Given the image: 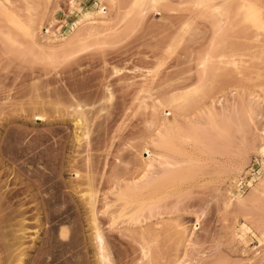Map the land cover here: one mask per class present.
Segmentation results:
<instances>
[{"label":"rangeland","instance_id":"obj_1","mask_svg":"<svg viewBox=\"0 0 264 264\" xmlns=\"http://www.w3.org/2000/svg\"><path fill=\"white\" fill-rule=\"evenodd\" d=\"M137 1L119 0L115 9L116 2L110 6L107 0H0V21L5 25V43L0 41V67L5 68L0 71L5 76L0 77V138L7 134L10 144L0 147L1 157L12 154L10 158L17 157L20 164L25 161L15 154L25 153L27 143L13 145L16 134L23 131L18 137L22 136V143L25 138L27 142L36 138L49 140L52 149L59 147L56 140L68 146L67 162L62 152L63 159H57L58 148L53 151L58 156L54 159L62 160L57 164L63 171L51 173L55 180L47 167L38 164L37 172L44 169L48 175L40 195L28 185L27 189V183L19 181L22 176L15 178L12 170L8 177H0V195L12 192L5 198L11 202L1 203L0 211L10 214L8 221L14 217L6 226L7 218L1 222L6 216L0 213V236L10 231V238L12 230L24 225L26 237L21 240L23 247H31L26 248L30 257H25L30 264L45 237L54 231L60 236L68 227L71 252L70 244L65 246L54 232L57 242H63L60 247L59 242L51 246L45 264H61L62 258L57 263L48 261L65 248L69 263L98 264L92 224L95 212L113 264H264V190L255 192L264 180V155L259 152L264 144V27L246 21L242 0H231L229 13L222 15L213 6L225 0H157L154 5L141 0L138 10ZM91 4L97 5L96 13L100 5L110 6L112 18L98 16L95 21L107 19V25L99 26V21L96 28L93 22L91 33L81 26L80 32L76 19L91 10ZM15 21L24 27L17 28ZM27 26L33 28L38 45L25 30ZM74 31L78 35L71 36ZM222 53L227 59L243 60L242 65L237 69L220 65L222 70L217 71ZM206 59L213 62L205 68L201 63ZM196 86L199 96L184 110H177L176 116L170 106L157 105L172 93ZM78 103H83V123H89L90 130L83 125L75 128ZM40 110L44 120L33 117ZM166 121L181 128L180 136L165 137ZM5 124L13 128L7 130ZM27 129L31 131L28 136ZM84 129L91 133L89 139L84 138L89 143L75 140V134ZM12 145L13 150H7ZM165 157L174 166L167 165ZM186 172L190 175L185 180L153 187L170 174ZM89 175L94 176L92 182ZM20 182L24 187L17 185ZM88 182L97 188L94 211L83 197ZM122 193L134 195L135 201L128 204ZM240 194L244 199L240 200ZM41 199L48 205L46 212L49 206L52 209L46 216ZM38 226L43 227L35 240ZM4 238L0 239L3 244H12ZM55 245L60 249L55 250ZM3 246L0 264L17 263L15 248L6 246L11 254Z\"/></svg>","mask_w":264,"mask_h":264},{"label":"bare ground","instance_id":"obj_2","mask_svg":"<svg viewBox=\"0 0 264 264\" xmlns=\"http://www.w3.org/2000/svg\"><path fill=\"white\" fill-rule=\"evenodd\" d=\"M48 2H49V0H47ZM146 1V0H145ZM153 3V5L154 4H156L157 3V0H151ZM203 1L205 2V1H207V0H202V3H203ZM241 1V0H240ZM107 2H108V4H110V6H112V2L113 3H115V4H113V6H115L114 8L116 9V7L118 6V2H119V0H107ZM200 2H201V0H200ZM242 3H240V6H242V9L244 10V12H245V18L247 19L246 21L248 22V21H250L249 23H253V25H255V24H257V25H259L260 27H264V1H262V0H242L241 1ZM135 3H136V0H135ZM140 3H143V1H141V0H138L137 1V4L135 5V7H136V9L138 10V9H140V7L143 5V4H141L140 5ZM199 3V2H198ZM231 0H225V1H223L222 3H219V4H214V9L216 10V12L219 14V15H222L223 13H226V14H228L229 13V9H230V5H231ZM242 4V5H241ZM93 7H92V9L91 10H89V11H87L86 13H83V15L80 17V18H77L76 19V30L78 29V31H80V26H81V28L83 27H85L86 29L88 28V32H90L91 31V29H92V24L91 23H93V22H96V24H94V25H96L97 27L96 28H98L99 26H102V25H107L106 23L108 22V20L110 19V18H112L111 16H110V12L111 11H114V10H111V11H109L110 9H108V7H110V6H104V5H100V7H99V12L98 13H96V11H95V7L97 6L96 4L94 5V4H91ZM98 5H99V3H98ZM140 5V7L138 8V6ZM112 9V8H111ZM113 13V12H112ZM101 17V18H108L109 16V18H108V20L107 19H105V24L103 23V22H101V20L99 19V21L101 22V24L100 23H98L99 21H95L96 19H97V17ZM103 20V19H102ZM106 20H107V22H106ZM111 20V19H110ZM89 23L90 22V24H87V23ZM100 24L99 26H98V24ZM103 23V24H102ZM251 23V24H252ZM0 24H1V26H0V41H4V43H5V25L4 26H2V23H1V21H0ZM15 24H16V26H17V28H23L24 26H21L22 24L21 23H18V21L16 22L15 21ZM85 25V26H84ZM86 25H87V27H86ZM91 26V29H89L90 28V26ZM26 26V25H25ZM95 27V26H94ZM27 28L28 29H25L27 32L29 31V35L31 36V38H34V33H33V28L32 27H28L27 26ZM32 28V29H31ZM95 28V29H96ZM29 29H31V30H29ZM24 30V31H25ZM81 30H84V29H81ZM220 30H221V27H220ZM77 31V32H78ZM92 31H94V30H92ZM76 31H74V32H72V34H71V36H75V35H78V34H73V33H75ZM80 32H82V31H80ZM31 33V34H30ZM79 33V32H78ZM91 33V32H90ZM69 36V35H68ZM68 37V39L70 40V38H72V37ZM48 39V38H47ZM67 39V40H68ZM49 40H50V38H49ZM62 40V39H61ZM64 40H66V38L64 39ZM66 40V41H67ZM2 41V42H3ZM51 41H53L52 40V38H51ZM55 42H58L59 40H54ZM66 41H64V42H66ZM32 42L36 45L37 44V40L34 38L33 40H32ZM61 42V41H60ZM38 45V44H37ZM42 44H40L39 43V46H41ZM204 61V63L202 62L201 64L203 65L204 64V66L206 65L207 66V64H208V62H213V60L211 59V61L210 60H203ZM242 63H243V60H240ZM240 61H237L235 58H228L227 59V57H226V55L224 54V53H222V54H220V56H219V58H218V62L219 63H217V65H219V66H215V68H218L217 69V71H221L222 70V67H225V66H222V65H227V67H228V65L229 66H235V68L237 69V67H238V65L239 64H241L242 65V63L240 62ZM201 65V66H202ZM222 67H221V66ZM241 65H239V66H241ZM206 66H205V68H206ZM2 67V66H1ZM0 67V71L2 70L3 71V69H5L4 68V66L1 68ZM203 67V66H202ZM219 67H220V70H219ZM204 68V69H205ZM239 70H240V68H239ZM2 71H1V73H2ZM5 71V70H4ZM3 73H5V72H3ZM5 75V74H4ZM1 76H3L2 74L0 75V77ZM2 78H5V76H3ZM195 87V86H194ZM194 87H192V89L191 88H188L187 90H183V91H181V92H179V93H172V95H169L168 96V99H164L165 100V102L164 101H161V100H159L160 102H159V104H157V105H159L160 107H162V106H170L175 112H174V116H176V112H177V110H184L187 106H189V105H191V102H194V100L196 99V97H197V93L200 91V88L198 87V86H196V88H194ZM263 91H264V86H263ZM111 92V91H110ZM200 93V92H199ZM112 96H109L111 99H109V101L110 100H112L113 99V94H111ZM199 96V95H198ZM194 97H195V99H194ZM194 99V100H193ZM163 100V99H162ZM158 103V102H157ZM79 104V103H78ZM83 104V103H82ZM82 104H79V105H76L75 107H76V113H79L80 112V115H81V117H79L78 116V118H76V119H74L73 121H74V125H75V128L77 127L78 129H82L83 127L84 128H88V130H90L91 129V126H89L90 124L88 123V125L85 123H83L84 121L83 120H85L84 118H85V116H83L84 114H86L85 112H84V110H83V105ZM83 106V107H82ZM158 106V107H159ZM85 107H87V106H85ZM43 110H40V112H38L37 111V113L36 112H34L33 114V117L36 119V120H44L46 117H45V113H44V111L42 112ZM85 111H86V109H85ZM44 113V114H43ZM84 118H83V117ZM86 121H87V119H86ZM13 122V121H12ZM11 122V123H12ZM165 123H168L167 121L165 122ZM164 123V124H165ZM163 124V125H164ZM174 124V125H173ZM172 125H170V123H168V125H166V129H167V131H166V136L164 135V133H165V128H164V133H163V137L165 136L166 138H175V137H177V136H180V132H181V128L179 127V128H177V126L175 125V122L173 123ZM176 124H177V122H176ZM82 125H83V127H82ZM84 125H87V126H89V127H85ZM178 125V124H177ZM5 126H6V124H5ZM10 126L11 125H9L8 127L10 128ZM7 127V126H6ZM6 128L7 130H11V129H9V128ZM12 127V126H11ZM24 127V126H23ZM27 127V126H26ZM26 127H24V129L26 128ZM82 127V128H81ZM165 127V126H164ZM13 128V127H12ZM17 128H19V127H16V132H18V131H20V129L21 128H19V130L17 129ZM76 128V129H77ZM14 129H15V126H14ZM6 130V131H7ZM22 130V129H21ZM87 130V131H88ZM29 130L27 129V130H25V134L27 135L29 132H31V131H29ZM85 131H86V129H84V131H83V133H80V134H75V140L76 141H78V142H82V141H88V139L90 138V134H89V131H88V133H87V131H86V133H85ZM12 132V131H11ZM16 132H14V133H16ZM21 132V131H20ZM91 132V131H90ZM7 133V132H6ZM9 133V135L11 134L10 133V131L8 132ZM22 133H24V131L22 132ZM21 133V134H22ZM20 134V135H21ZM83 134V135H82ZM5 135H7V134H3V136H4V138H0L1 139V145H0V147H5V146H7L8 147V145H10V144H8V140H7V142H6V140L5 139H7V138H5V137H7V136H5ZM9 135H8V137H9ZM12 135H13V133H12ZM20 135L19 136H17V134H16V137H17V139H15V141L13 140V145H15L16 147L17 146H21V144H22V146L21 147H23V144H25V142L27 143L26 145H24V148H26L25 146H27V149H26V151H25V149L23 148V151H25V153H23L22 155H18V154H15V155H17V156H21V157H23L24 159H25V161L23 162V163H21L20 164V162L18 161V159H17V157H15V158H12L13 156H12V154L10 155V156H12L11 158H10V156L9 157H7V159H5V158H2L1 157V152H3L4 153V151L2 150V151H0V157H1V159H0V177H2V175H6L7 176V173L9 172V173H11L12 174V172H15L14 174H16V175H14V177L15 178H17V177H19V176H22L21 178L19 177V181H21L22 183L25 181L27 184H25V187H27V189H30V188H28V186H30L32 189H34V190H36L37 191V193L36 194H38V195H40V192H42V190H43V188L45 187V185H47V183H48V175H47V173H46V171H45V173H43V171H44V169L47 167L50 171H47V172H50L49 173V175L51 176V173H53V175L52 176H55L56 174H54V171H55V173L58 171H60L61 169V165H60V167H59V165L57 164L58 162H60V161H58L57 162V160H56V158L58 157L57 156V153H56V151L59 153L58 155H59V157H60V153L62 152V155H64V157L61 155V157L60 158H57L58 160L59 159H63L64 158V160L66 161V160H68V155H67V153H68V146H67V143H66V141H65V143H64V141L63 142H61L62 140H56V144H58V146L60 147H53L54 149L56 148L57 150L55 151V152H53L54 151V149H52V148H50V146L49 145H52V143L50 142H46V141H49V140H45V141H43V140H41V141H38L36 138H34V139H29L28 140V142L27 141H25V139H24V143H22V136H21V139L20 138H18V137H20ZM25 135V136H26ZM29 135V134H28ZM27 135V136H28ZM31 135V134H30ZM38 135V134H37ZM2 136V137H3ZM24 136V135H23ZM26 136V137H27ZM42 136V135H41ZM44 136V135H43ZM13 137V136H12ZM44 137H46V136H44ZM88 137V139H85L84 140V138H87ZM162 137V138H163ZM164 137V138H165ZM11 138V137H10ZM39 138V137H38ZM41 138V137H40ZM39 138V139H40ZM13 139V138H12ZM27 140V139H26ZM37 140V141H36ZM10 142V141H9ZM168 143L169 144V140H166V141H164V143ZM55 142H53V144H54ZM88 143H89V141H88ZM45 144H48V145H46L47 147L46 148H44V146H45ZM13 145L9 148V149H7V150H13L12 149V147H13ZM31 145L33 146H35L36 145V147L35 148H32L31 147ZM38 145H44V146H42V148H41V150H39V149H37V147H38ZM33 146V147H34ZM53 146V145H52ZM54 146H55V144H54ZM57 146V145H56ZM20 147V148H21ZM32 148V151L30 150V149ZM1 149V148H0ZM17 149V148H16ZM16 149H14V150H16ZM33 149H37V151L36 152H33ZM52 151H51V150ZM6 150V149H5ZM10 150V151H11ZM19 150V149H18ZM17 150V151H18ZM60 152H59V151ZM10 151H8V153L10 152ZM50 151L52 152V153H50ZM15 152V151H14ZM20 152V151H19ZM21 152H22V150H21ZM259 152L261 153V154H263L264 155V144H262V146L259 148ZM56 154V155H52V154ZM13 154V155H14ZM6 155H7V153H6ZM4 156V155H3ZM50 156H52L51 158H53V160L51 159V158H49ZM53 156H55L56 158L54 159V157ZM63 157V158H62ZM18 161V164H16V161ZM21 159V158H20ZM19 159V160H20ZM23 159V160H24ZM161 159V158H160ZM159 159V160H160ZM165 159V161H166V163H167V165H169V166H174V163H171L170 161H168L167 159H166V157L164 158ZM22 160V159H21ZM20 160V161H21ZM22 160V161H23ZM162 160V159H161ZM21 161V162H22ZM71 161V163L70 162H68V163H70V165H71V167H72V160H70ZM165 161H163V163H162V161H160L162 164H166L165 163ZM52 162H54V163H56L55 165H57L58 167L57 168H59L58 170H55L56 169V167H54L53 165H54V163H52ZM67 162V161H66ZM42 163V166L41 167H45L43 170H39L40 171V173L39 172H37L38 170H37V167L39 166L38 164H41ZM44 163H46L47 164V166H43V164ZM60 163H62V160H61V162ZM29 164H32L33 165V168L31 167V168H29L30 167V165ZM22 165H23V167H22ZM29 165V166H28ZM31 165V166H32ZM39 166V167H40ZM150 166H153V164L152 165H150ZM53 167H54V169H53ZM70 167V166H69ZM72 168H74V166L72 167ZM72 168H71V170H72ZM68 169V168H67ZM12 170V172H10ZM47 170V169H46ZM80 171V170H79ZM79 171H76L75 170V173L79 176H82L80 173H79ZM63 171L61 170V172H59V175L62 173ZM9 173H8V175H9ZM66 173V172H65ZM58 174H57V176H59ZM189 172H188V175H187V172L186 173H180V174H170L168 177H166L165 179H162V180H164V181H159V183L158 184H161V185H155L154 184V186L153 187H159V186H161V188L163 187V185H162V183L161 182H164V183H176V182H178V181H182L183 179L185 180L186 179V177L188 176L189 177ZM4 176H3V178H4ZM49 176V177H50ZM52 176H51V179H52ZM8 177V176H7ZM6 177V178H7ZM11 177V176H10ZM88 177H90L91 179L89 180V181H91L92 182V177H94V176H88ZM187 177V178H188ZM94 179V178H93ZM264 179V178H263ZM1 180H2V178H1ZM17 180V179H16ZM52 180H55V177H53V179ZM262 180V179H261ZM260 180V184L258 183V185H256L255 187V192H263V190H264V180L263 181H261ZM8 181V179L6 180L5 179V184H4V186H5V188H8V187H6V182ZM15 181V180H14ZM14 181H13V183H14ZM18 181V180H17ZM19 181L17 182V183H19ZM157 181V182H158ZM2 182V181H1ZM20 182V183H21ZM50 182V181H49ZM65 181H63V183H64ZM155 183H157L156 181H154ZM153 182V183H154ZM9 183V182H8ZM22 183H21V185L20 184H17V185H19V186H23L22 185ZM89 184H88V188L86 189L87 191L86 192H84V194H83V197H86L87 198V202H88V205L90 206V208H91V211H94L95 210V206H96V202H97V197H98V194H97V191H96V186H95V184H94V187H93V184H91L90 182H88ZM163 183V184H164ZM15 184V183H14ZM57 184H59V183H57ZM62 184V183H61ZM60 184V185H61ZM0 185H1V183H0ZM16 185V184H15ZM28 185V186H27ZM66 184H64V186H63V188L66 190V186H65ZM165 185V184H164ZM24 187V186H23ZM60 187V186H59ZM62 187V186H61ZM19 188V187H18ZM46 188H47V186H46ZM68 188V187H67ZM70 188V187H69ZM160 187H159V189H161ZM17 189V188H16ZM26 189V188H25ZM153 189V188H152ZM158 189V190H159ZM7 189H5V191H6ZM157 190V191H158ZM11 191V190H10ZM14 191H15V194L17 193L16 192V190L14 189ZM18 191H20V189L18 190ZM30 191V190H29ZM154 191H156V189H153V192ZM7 192H9V191H7ZM7 192H4L5 194H7ZM67 192V191H66ZM65 192V193H66ZM3 193V194H4ZM68 193V192H67ZM67 193H66V198L68 197V195H67ZM8 194H10V192L8 193ZM5 195V196H3V195H0V204L1 203H3V204H5L6 202H5V198H6V196H7V198H8V196L9 195ZM11 194H12V192H11ZM10 194V195H11ZM70 194V193H69ZM151 194H153L152 193V191H151ZM19 195V193H17V196ZM64 195V194H63ZM1 196H3V197H1ZM12 196V195H11ZM13 196H14V194H13ZM34 196H35V194H34ZM33 196V198L35 199L36 198V196L34 197ZM131 195H129V196H127V194H121V197L124 199V200H126V202H128V204L129 203H131V202H133V201H135V198H133L134 197V195H133V197L131 196ZM10 197V196H9ZM37 197H39V196H37ZM6 198V199H7ZM17 198V197H16ZM43 198H45V197H43ZM46 198H48V197H46ZM239 198H240V200L241 199H244L243 197H242V195L240 194L239 195ZM11 199V198H10ZM13 199V198H12ZM49 199H50V202H52L51 201V198L49 197ZM9 200V199H8ZM36 200V199H35ZM43 199H41L40 200V202L42 201ZM44 200H46V199H44ZM48 200V199H47ZM34 201V200H33ZM65 202H67V204L69 203V201H68V199H67V201H66V199L64 200ZM5 202V203H4ZM10 202H11V200H10ZM10 202H8V203H10ZM45 205H46V203L44 202V201H42ZM49 202V201H48ZM8 203H6V204H8ZM37 204H38V201H37ZM36 204V205H37ZM41 204V203H40ZM48 204V203H47ZM67 204H66V206H67ZM43 205V204H42ZM5 206V205H4ZM48 205H46L45 207H42V209L44 208V210H45V208L47 207ZM68 206L70 207V205L68 204ZM0 207H3V205L2 206H0ZM6 207V206H5ZM68 207V208H69ZM67 208V207H66ZM65 208V209H66ZM41 209V210H42ZM49 209H50V211L52 210L51 209V207L49 206ZM49 209H47V212H48V210ZM40 210V211H41ZM43 210V211H44ZM65 212H66V210H64ZM45 213V216H46V210L44 211ZM55 212V211H54ZM53 212V213H54ZM68 212H69V209H68ZM0 213H2V215H1V217L4 215V216H6L5 214H3V211H0ZM38 213H40V212H38ZM43 213V212H42ZM51 213V212H50ZM53 213H51L52 215H53ZM48 214H49V212H48ZM47 214V215H48ZM65 214V213H64ZM93 214V221H92V224L93 225H95L94 226V230H93V237H94V240L93 241H95V245H96V256L98 255V257H96V260H97V262L99 261V263L98 264H113V262H112V257H111V254H110V252H108V248H107V244H106V238H105V235H104V233L102 232V230H101V227L99 226V224L97 225V216H96V214H95V212L94 213H92ZM10 214H8V217H11V216H9ZM18 214H16L15 213V216H17ZM39 215V214H38ZM66 215V214H65ZM67 215H69V213H67ZM49 216V215H48ZM48 216H47V218L46 219H48ZM57 217L56 216V214L55 215H53V217ZM8 217L6 216V217H3L2 219H1V222H3L4 220L3 219H6L7 218V221H5V223H6V226L7 225H9V224H7V223H10L9 221H13L14 220V217L13 218H11V219H13V220H9L8 221ZM39 217V216H38ZM50 217V216H49ZM16 218V217H15ZM66 218H68L67 216H66ZM50 220H52L51 219V217L49 218ZM49 219L47 220V221H49ZM65 219V218H64ZM39 220V219H38ZM53 221H54V219H53ZM61 221V220H60ZM64 221V220H63ZM23 222V221H22ZM52 222V221H51ZM66 222V221H65ZM19 223V222H18ZM49 223V222H48ZM53 223V222H52ZM56 223V222H55ZM55 223H53L54 225H55ZM63 223V222H62ZM15 224V223H14ZM20 225H22L23 223H19ZM42 224V223H41ZM50 224V223H49ZM59 224V223H58ZM10 225H12V223L10 224ZM18 225V224H17ZM40 225V224H39ZM53 225V226H54ZM59 225H62L61 223L59 224ZM64 225V224H63ZM24 225H22L20 228H19V230H12V232H11V234L13 235V232H22L21 233V235L20 234H17V235H15V233H14V237L12 236V235H10V238H9V234H10V231H8L9 233L8 234H6L7 233V231H6V233H3V235L1 234V236H0V239H3V237H5L4 238V240L5 239H7V237L10 239V241L12 240V244H11V242H10V244L9 245H5V244H3V242H2V240H0V245L1 246H3V245H5V246H3V247H5L6 248V250H9V248H7V247H9L10 245H11V247L13 248H15V250H14V248L12 249V250H14L13 252L15 253L14 255H16L14 258H13V260H14V262H16L15 261V259L17 260V263H15V264H26V262H25V257H27V256H29V250H30V248L29 247H26V248H29V250L28 249H26L25 247H23L24 246V242H23V240H21V238L22 239H24L26 236H25V233H26V231H25V228H22ZM19 227V226H18ZM43 227V226H42ZM42 227H39L38 226V230H36L37 231V233H36V236L34 235V238H35V240L38 238L37 236H38V233H39V229H41ZM48 226H46V228L44 229V230H48L49 228H47ZM49 227H50V225H49ZM56 227H57V223H56ZM63 227V226H62ZM67 227V226H66ZM245 227V226H244ZM51 228V227H50ZM54 228V227H53ZM54 229H56V228H54ZM53 229V230H54ZM57 229H59V227L57 228ZM46 230V231H47ZM185 230V229H184ZM51 231V229L49 230V234L51 233L50 232ZM59 231H60V229H59ZM58 231V232H59ZM45 232V231H44ZM54 232H56V231H54ZM53 232V233H54ZM67 232H68V227L67 228H65V229H63L62 231H61V233H60V236H58L59 234L56 232V236H58V237H62L63 238V241L65 242V246L66 245H68V244H70L71 243V241L69 240V238H68V235H67ZM47 232L45 233V234H47V235H49ZM53 233H51L48 237H45L44 238V240L43 241H41V243H40V246L38 247V249H36L37 250V252H36V254L37 255H34L33 257H35L34 259H35V264H45V257H46V255H47V253H48V251L50 250V248H51V246L53 245L54 246V244H58V242H59V239H58V242H57V238L55 239L54 238V235H55V233L53 234ZM8 235L7 237H6V235ZM5 235V236H4ZM21 236V237H19V236ZM47 235H44V236H47ZM3 236V237H2ZM11 236L13 237V238H11ZM16 236H18V237H16ZM30 236H32L33 237V235H30ZM29 236V237H30ZM2 237V238H1ZM24 237V238H23ZM40 237V236H39ZM92 237V238H93ZM33 238V239H34ZM40 239L42 240V238L40 237ZM55 239V240H54ZM8 240V239H7ZM62 240V239H61ZM60 240V242H63V241H61ZM69 240V241H68ZM14 241V242H13ZM55 241V242H54ZM22 242V243H21ZM52 242H54V243H52ZM59 242V243H60ZM70 242V243H69ZM6 243V242H5ZM9 243V241L7 242V244ZM35 243V242H34ZM3 244V245H2ZM22 244H23V246H22ZM55 245V246H56ZM59 245V247L61 246V243L60 244H58ZM7 246V247H6ZM33 246V245H32ZM52 246V247H53ZM62 246H64L63 244H62ZM65 246L63 247V248H65ZM69 246H71V244L70 245H68L67 246V248H68V250L70 249L69 248ZM3 247H1L3 250H4V248ZM57 247V246H56ZM59 247H57L55 250H58V248ZM33 248V247H32ZM55 248V247H54ZM62 248V247H61ZM62 248V249H63ZM60 249V248H59ZM16 250H18L19 252H17L16 253ZM51 250H53V248H51ZM10 251V250H9ZM9 251H5V253H7V252H9ZM32 251V250H31ZM11 252V254H13V252L12 251H10ZM53 252V251H52ZM58 252H59V256H51L52 258H51V262L50 261H48V260H46V263H53V262H56L58 259H63L65 262H68L69 263V261H67V259H69V257L67 258V257H65V258H67V259H65L64 258V255H67L66 254V252H67V250H66V248H65V250L63 249V250H61L60 249V251L58 250ZM57 252V253H58ZM71 251L69 250V252L68 253H70ZM10 254V253H9ZM51 254V253H50ZM58 255V254H57ZM148 255V254H147ZM68 256V255H67ZM30 257V256H29ZM46 258H49V257H46ZM98 258V259H97ZM33 259V260H34ZM33 260L31 261L33 264H34V262H33ZM63 260H62V262L60 261V263L62 264H64V262H63ZM48 261V262H47ZM13 262V263H14ZM31 262H30V264H31ZM58 262H59V260H58ZM57 263V262H56ZM55 264V263H54ZM57 264H59V263H57ZM67 264V263H66ZM69 264H73L72 263V260H71V263H69Z\"/></svg>","mask_w":264,"mask_h":264}]
</instances>
